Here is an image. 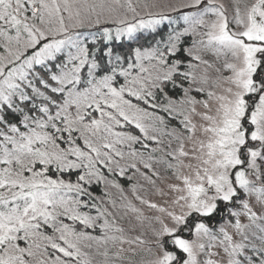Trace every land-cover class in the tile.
Wrapping results in <instances>:
<instances>
[{
  "label": "snow or ice",
  "instance_id": "1",
  "mask_svg": "<svg viewBox=\"0 0 264 264\" xmlns=\"http://www.w3.org/2000/svg\"><path fill=\"white\" fill-rule=\"evenodd\" d=\"M0 264H264V0H0Z\"/></svg>",
  "mask_w": 264,
  "mask_h": 264
}]
</instances>
